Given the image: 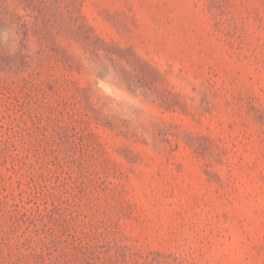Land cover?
I'll use <instances>...</instances> for the list:
<instances>
[{"label": "rangeland", "instance_id": "rangeland-1", "mask_svg": "<svg viewBox=\"0 0 264 264\" xmlns=\"http://www.w3.org/2000/svg\"><path fill=\"white\" fill-rule=\"evenodd\" d=\"M0 264H264V0H0Z\"/></svg>", "mask_w": 264, "mask_h": 264}]
</instances>
